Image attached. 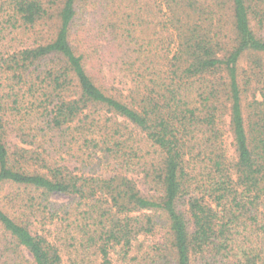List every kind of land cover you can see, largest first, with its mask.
<instances>
[{
	"label": "trees",
	"instance_id": "16d2710c",
	"mask_svg": "<svg viewBox=\"0 0 264 264\" xmlns=\"http://www.w3.org/2000/svg\"><path fill=\"white\" fill-rule=\"evenodd\" d=\"M0 264H264V0H0Z\"/></svg>",
	"mask_w": 264,
	"mask_h": 264
},
{
	"label": "rangeland",
	"instance_id": "374dc122",
	"mask_svg": "<svg viewBox=\"0 0 264 264\" xmlns=\"http://www.w3.org/2000/svg\"><path fill=\"white\" fill-rule=\"evenodd\" d=\"M66 198L63 197V198H58V201H62V200H65ZM140 240H143V237L140 239Z\"/></svg>",
	"mask_w": 264,
	"mask_h": 264
}]
</instances>
